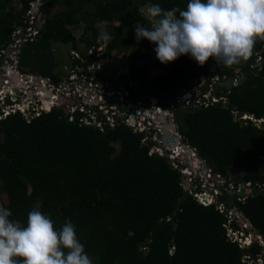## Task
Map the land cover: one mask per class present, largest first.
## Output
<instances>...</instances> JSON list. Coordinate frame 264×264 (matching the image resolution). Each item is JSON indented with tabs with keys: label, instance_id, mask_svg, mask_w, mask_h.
<instances>
[{
	"label": "trees",
	"instance_id": "16d2710c",
	"mask_svg": "<svg viewBox=\"0 0 264 264\" xmlns=\"http://www.w3.org/2000/svg\"><path fill=\"white\" fill-rule=\"evenodd\" d=\"M36 1L0 0V52L13 43L14 32ZM187 3L45 0L41 7L45 24L38 38L21 48V64L47 77L61 68L53 47L70 45L79 54V58L71 57L72 68L84 67L91 58L89 51L104 45L97 24L106 23V31L114 38L103 58H111L114 52L130 56V75L121 80L131 100L140 102L141 95L147 94L157 106L169 107L193 87L194 79L213 75L210 65L215 60L209 58L199 66L188 55L166 64L155 58L162 73L152 78L147 62L156 56V45L144 38L137 42L128 33L137 23L151 28L142 13L145 7L159 4L165 11L186 10ZM81 24L85 28L78 39L72 28ZM263 50L264 41H257L242 68L241 83L231 89L217 87L226 102L193 106L194 110L180 106L175 122L215 172L228 176L232 169L244 170L236 182L260 189L245 201L237 199L235 208L264 238V125L240 119L242 115L264 118ZM258 55H262V67L256 66ZM105 70L98 72L96 82H104ZM223 72L229 79L237 76L233 69ZM131 82L136 88L129 86ZM235 112L240 115L236 117ZM82 116L78 112L70 121L67 110L58 107L31 121L20 113L0 121V134H4L0 196L7 201L4 208L12 213L10 220L26 226L27 214L35 208L48 215L57 230L71 221L92 264H251L264 257L259 238L250 249L236 241L230 230L244 231L239 221L231 222L217 205L200 203L188 192L180 168L151 154L155 142L146 139L145 133L121 118H116L114 127L107 123L101 130L82 124Z\"/></svg>",
	"mask_w": 264,
	"mask_h": 264
},
{
	"label": "clouds",
	"instance_id": "9594fccd",
	"mask_svg": "<svg viewBox=\"0 0 264 264\" xmlns=\"http://www.w3.org/2000/svg\"><path fill=\"white\" fill-rule=\"evenodd\" d=\"M146 19L151 28L135 24V38L154 43L162 64L188 55L199 66L209 58L231 66L248 60L257 41H264V0H188L186 10L168 11L153 4L146 8ZM113 38L107 31L101 35L105 47ZM11 215L0 206V264H92L71 221L57 230L35 208L26 226Z\"/></svg>",
	"mask_w": 264,
	"mask_h": 264
},
{
	"label": "built area",
	"instance_id": "2783aa9c",
	"mask_svg": "<svg viewBox=\"0 0 264 264\" xmlns=\"http://www.w3.org/2000/svg\"><path fill=\"white\" fill-rule=\"evenodd\" d=\"M44 1L45 0H37L36 2L32 3L31 10L27 13L26 19L24 20L23 24L20 25L13 34V43L10 44L6 49H4L0 52V69L3 68L7 73H10L11 71L9 72L8 66L5 65L4 63L11 62L12 65H15L17 67L16 72L21 73L20 68H19L20 67L19 64H20L21 48L25 44H27L28 42L35 41L38 38V36L40 35L41 30L45 24V20L42 17V13H41L40 9H38L39 8L38 3L39 4L42 3V5L40 6V7H42L44 4ZM103 46L104 45H101L98 48H92L89 51V55L91 56V58L87 61V64L84 67H80V68H84V70H85V71H83L84 73H82L79 70L80 68H78L77 70L76 69L72 70L75 73V75H82L83 76V74H85L86 79L89 80L88 81L89 84L91 86H94L95 88H98V85H100V82L95 81L96 79H94V78L96 76L92 77L91 72H93V73H94V71L99 72L103 68L102 64H100V60L103 59V57L105 55V50H106L105 46L104 47ZM103 48H104V50H103ZM9 55H12L11 59L7 58ZM75 57L79 58V54L76 52H75ZM261 62H262V55H258L257 64L261 63ZM35 74L37 76L38 75L41 76L38 73H35ZM23 75H25L27 78L31 79L30 75H28V74H23ZM127 75L128 76L130 75V70H129ZM32 76L35 80L39 79V77H37V76H34V75H32ZM222 77H224V76L222 75ZM10 78H12V77L2 78V74H0V87H1V91H0V121L10 117L11 115H15V114H19V113L22 114V116L26 120L31 121L33 118H36V117H39L40 115H42V113L49 112V110H45L42 105L38 104V106H34L33 109L29 110V113L26 114L27 112L22 110L23 104L22 105H20V104L19 105H13L12 102H14L15 95H17V93L20 94L21 97H22V94L27 95V96L29 95L28 92L23 91L20 88L28 89L30 87L27 86L28 85L27 80H24L22 78L16 82L15 87L14 86L11 87L12 81H10L11 80ZM122 78H126V77L122 75ZM42 80H43V77H41V81ZM24 84H26V87L24 86ZM217 84H219V83H215L214 81H211L207 84V86L205 88L200 87V89H199L200 94L196 95L195 97H193L195 92H189L193 88H191L190 90H185L176 98L174 103L169 107L158 106L153 111L149 110V109H145V108L144 109L140 108L141 110L137 111V114H135L136 113L135 108L129 107L132 110L129 112L128 116L126 115L127 116L126 119H124V117H116L117 116L116 107H118V106H116L114 104L113 105L107 104V106H104L103 110H102L100 105H99V107L94 106L93 108L91 105H82V106L74 105L72 102L73 95H72V93L69 94L68 90H65L66 93H63L61 95V101H58L60 105L57 104L52 109L58 108V107L65 108L67 110V114L70 115V117H69L70 121L75 120L76 113L79 112L81 114H84V116H82L80 118V122L82 124L87 125V126H96L97 128H99L101 130H103L105 128V125L107 123L111 127H114L117 123L116 118L124 119L128 125H130L131 127H135V126H132V124L129 121V118L131 120V117L137 116L139 118H142V120L140 121V119H139L138 122H139V128L142 127L143 131H140L139 129L137 130L134 128L135 131H138L141 133L152 132V137H155L156 135L154 133L157 134V132H159L158 129H160L158 127V125H161L159 116L161 118H164L165 120H167L168 116L166 115V113H169V116L172 120V123L174 124L176 121L175 110L180 106L186 105L187 107H193V106L208 107L209 105H211L213 103H218L220 100H223L224 102H226L227 101L226 98H224V97L222 98L219 96L218 91H217V87H220V86ZM236 84H238V83H237V81L235 82V80H234L233 85H236ZM222 85H224V84L222 83ZM6 87H9L8 88L9 90H5ZM101 90H103V91H101ZM101 90L100 91L103 92L104 94L106 92L108 93V95H107L108 99L116 91V90H114L113 93L111 94L108 92L109 90L106 88H104V89L102 88ZM124 91L128 92L127 96H126V100L130 101L131 95H130L129 91L127 89ZM41 93L42 92H40L38 90L35 95L37 97H40L39 95ZM56 96H57V94H53L52 97H55V98H53V101L57 100ZM114 98H115V103H118L117 96H114ZM23 99H26V98H23ZM101 101L104 102L103 100H101ZM138 103H141V102H138ZM138 103L134 102L133 106H138ZM40 104H41V102H40ZM111 106L112 107L114 106L113 108L115 110L110 109L109 107H111ZM86 108H90V109L86 110ZM52 109H50V111ZM104 110H107L108 114H105L103 112ZM148 111H151V112L148 113ZM142 113H144V114L142 115ZM235 115L239 116L240 114L238 112H235ZM238 116H236V117H238ZM240 119L243 121L250 119L255 124H257L259 127H261L260 124H262L264 122V118L263 119H255L254 117H250L248 115H242V116H240ZM166 126L168 128L169 125H166ZM142 128H140V129H142ZM263 128H264V126H263ZM167 131H169V130H167ZM167 131L166 132L164 131V133H162V135H164L166 137ZM169 132H171L169 135V138L171 139L172 136H174L175 139L177 140V138H176L177 133H175V135H172V131H169ZM145 134H147V133H145ZM150 135H151V133H150ZM144 141H146V139ZM155 141H158V139L154 138V142ZM170 141H167V139H166V142H165V143H170L167 145V148H166L167 154L166 155L161 154L160 156L169 159L174 164V167L180 168L182 174L184 175V180L187 179L188 181L185 180L186 183L191 185V189L188 190V192L190 194L194 195L195 198L200 203L204 204L205 206L217 205L218 209L222 213L226 214L228 211V214L229 213L231 214L232 209H230V207H234V206L233 205L231 206L232 201H231V199H229V196H231L229 194L233 195L235 192H236V194L240 193V192H244V191L246 192V189L252 190V193H253L255 189H258V187H254L251 183L247 184L246 186L243 184H238L236 182L235 178L230 179L229 175L226 176L222 173L215 172L214 169L210 167V165H208L206 167V164H208V163L206 161H204L198 155L196 149L193 148L192 146H190L189 144H187V145L182 144L179 147H175V150L171 151L170 147H172L174 145L171 144L172 142H170ZM160 142H161V143H159L160 145L161 144L164 145V143L162 141H160ZM160 147L163 148L162 145ZM155 149H159L158 145H156V142H155ZM152 150H153V148H152ZM152 150H151V154H154V152H152ZM186 152H188V154H186L187 156L189 154L192 155V160H190V158H189L190 165L192 166V168H189L190 165L187 166L188 164L185 163V161H184L186 159V156H185ZM200 165L202 166V169L200 168ZM198 176H202V177L198 178ZM263 188L264 187H261L262 190H263ZM249 195L250 194H247V196L245 198L237 197L236 200L240 199L241 201H245ZM240 196H243V195H240ZM205 199H208L209 202L206 203ZM235 210H236V212H238L236 208H235ZM228 214H226V215H228ZM231 216L232 215H228V217L230 218V221L231 222L235 221L236 219H233ZM259 238H261V236H259ZM246 244H244V246H246Z\"/></svg>",
	"mask_w": 264,
	"mask_h": 264
},
{
	"label": "rangeland",
	"instance_id": "374dc122",
	"mask_svg": "<svg viewBox=\"0 0 264 264\" xmlns=\"http://www.w3.org/2000/svg\"><path fill=\"white\" fill-rule=\"evenodd\" d=\"M44 3H45V1H44ZM38 5H39L38 9H40V11H41L40 6L42 5V3H40V4L38 3ZM147 7H145L142 10V13L145 17H146V8ZM59 10H61L60 7H57L56 11L58 12ZM41 13H42V11H41ZM42 17L45 20L43 13H42ZM97 25H98L101 33L106 31V29H107L106 23H98ZM84 28H85L84 24H81L79 26H75L72 28L73 33L75 34V36L78 39H80V37L82 36V34L84 32ZM128 34H129L128 37L135 36V32L132 29H129ZM80 48L84 49V46L81 45ZM54 49H55L57 61L60 62V64L58 66H61V68H59L57 66L58 69H55L52 72H50L47 77L39 76V75L37 76L35 74V73H37L36 71H34L30 66H27V67L23 66L21 64V61L19 64L20 65L19 68H20L21 73L16 72L17 67L15 65H12L11 62L4 63L5 65L8 66L9 72L13 71V73H14L12 75L13 79L10 78L11 79L10 81H12L11 87L12 86L15 87L16 82L19 81L21 78L24 80H27V83H28L27 86L30 88H28V89L20 88V89L28 92L29 95L31 94L33 96L29 97V95L27 96V95L22 94V97H21V95L17 93V95H15L14 102H12L13 105H19V104L22 105L23 104L22 110L26 111L27 112V113L25 112L26 114H28L29 110L33 109L34 106H38V104L42 105L45 110H48V108L46 107V104L41 99V97H37L35 95L38 90L40 92H42L41 94H45L48 97H50V99L52 101V108L55 107V105H57V104L60 105L58 101H61V95L63 93H66L65 90H68L69 94L72 93V95H73L72 102L74 105H77V106L91 105L92 108L94 106L99 107V105H100L102 110H103L104 106H107V104H111V105L114 104V105L118 106V107H116V114H117L116 117H124V119L127 118V116L129 115V112L132 110L129 107L135 108V111H136L135 114H137V111L141 110L140 108H142V109L145 108V109H149V110L153 111L155 108L158 107L156 100H154L151 96H149L147 94L141 95V99H143V100H140L141 103L137 102L138 106H133V104H134L133 101H131V100L127 101L126 100V96H127L128 92L124 91L127 88H126L125 84L123 83V81L121 80V77H122V75L125 77H128L127 74L130 70V56H128L127 53L114 52L112 54L111 58H109V59L103 58L100 60V64H102V67L103 68L106 67V70L103 73L104 82L101 81L100 85H98V88H95L94 86H91L89 84V82H88L89 80L86 79L85 74H83V76L82 75H75V73L72 71L74 68H72V63H70V61H71V57L75 56V51L73 50L74 49L73 47H71L70 45L69 46L58 45V46L53 47V50ZM103 50H104V48H103ZM144 56H145V58L148 56V53L146 51H145ZM11 57H12V55H9L7 58L11 59ZM155 58H156V56L154 55L152 57V60L150 62H147L149 67H150V77H152V78H154V77H156L162 73V70L159 69L155 65V62H154ZM26 59L29 60V55L26 56ZM246 64H247L246 60H241L239 63L233 64L231 66H226L222 63H216L214 61L210 65V70H212L213 75L211 77H208V78L203 76L201 78L194 79L193 80V87H192L193 89H191L192 91L190 90L189 92H195L193 95V97H195L196 95L200 94L199 93L200 87L205 88L207 86V84L211 81H214L215 83H219L217 85H219L220 87L224 86V85H222V83L223 84L227 83L230 80H233V81L235 80V82L237 81V83L239 84L243 80L244 74H241V71H242V68ZM226 68L233 69L235 71V74L237 75L236 78H234V79L230 78L229 79L228 76L222 77V75H225L223 71ZM79 70L82 73H84L83 71H85L84 68H80ZM91 73H92V77L96 76L94 78V79H96L98 72L94 71V73L93 72H91ZM23 74L30 75L31 79L27 78ZM32 75L39 77V79L35 80ZM41 77H43L42 81H41ZM26 84H24L25 87H26ZM130 84L132 85V86L129 85L130 87L136 88V83L131 82ZM102 88L108 89L109 90L108 92L111 94L113 93L114 90H116V91L108 99L107 98L108 93L106 92L104 94L103 92H101V91H103V90H101ZM0 91H1V87H0ZM53 94H57V96H56L57 100H55V101H53V98H55V97H52ZM113 95L117 96L118 103H115V98ZM23 98H26V99H23ZM101 100H103L104 102H102ZM40 102H41V104H40ZM161 106L164 107L163 105H161ZM113 107L111 106L109 108L114 109ZM88 109H90V108H86V110H88ZM103 112L105 114H108L107 110H104ZM150 112L151 111H148V113H150ZM143 114L144 113H142V115ZM166 115L168 116L167 120H165L164 118H161L159 116L161 125H158V127L160 129H158L159 132H157V134L154 133L156 135L155 137H152V132H145V133H147L146 139H148V140L152 139L153 141H154V138L158 139V141H155V142H156V145H158L159 149H155V146H154L152 152L158 153L159 155H161V154L166 155L167 154L166 148H167V145L170 143H165V142H166V139H167V141H170L172 139V138L170 139L169 136L165 137L164 135H162V133H164V131L165 132L167 130L172 131L171 129H168L166 126L169 124H173L172 120L169 116V113H166ZM236 116H238V115H236ZM139 119H140V121L142 120V118H139L136 116V117H131V120L129 118V121L132 124V126H135L133 128H135L137 130L139 129L140 131H143L142 127H140L142 129L139 128V122H138ZM174 125H176L178 128V125L176 124V122L174 123ZM263 125H264V122L262 124H260L261 127ZM169 131H167V132H169ZM150 133H151V135H150ZM175 133H177L176 138L178 141L176 140L175 143L174 142L171 143L174 145V146L170 147L171 151L175 150V147H179L180 145H182L183 140H184V137L179 132V129H178V132L172 131V135H175ZM2 140H4V134H0V141H2ZM160 141H162L164 143V145L161 144L163 148L160 147L161 146L159 144V143H161ZM187 144H189V143L187 142ZM186 154H188V152L185 153L186 159L184 161H185V163L188 164L187 166H189L190 160H192V155L189 154L187 156ZM189 158H190V160H189ZM207 166H208V164H206V167ZM189 168H192V166L190 165ZM200 168L202 169L201 165H200ZM241 175L242 176L244 175V170L232 169L230 174H229V177H230V179H234V178L240 177ZM200 177H202V176H198V178H200ZM185 180H187V179H185ZM185 180H184V184L187 187L188 184L186 183ZM249 192H250L249 189H246V195H243V196L238 195V193L233 194V195L229 194V195H231V196H229V199H231V201H232L231 206L233 205L235 207L237 197L245 198L247 196V194H251ZM3 198L4 197L1 198V196H0V206L5 207L4 204H6L7 201L5 198H4L5 200ZM239 201H241V200L239 199ZM234 207H230V209H232L231 214L230 213L228 214V211L226 214L232 215L231 217L233 219H236L237 221H239V223L241 224V227L244 229V231L239 233V232H235L232 229V230H230V235L236 241L243 242L244 244L247 243L246 248L250 249L253 246V244L255 243V241L258 239L259 234L255 228H253L252 226H250L249 224L246 223L247 221H246L244 214L240 213V215H239V213L236 212ZM241 219H243L242 223H241ZM245 230L248 231V233ZM261 243L264 244V238L263 237H261ZM263 256H264V251H263ZM246 261H245V263H246ZM258 262H259V264H264V257L259 259ZM258 262L252 261L251 264H258Z\"/></svg>",
	"mask_w": 264,
	"mask_h": 264
},
{
	"label": "water",
	"instance_id": "95a60500",
	"mask_svg": "<svg viewBox=\"0 0 264 264\" xmlns=\"http://www.w3.org/2000/svg\"><path fill=\"white\" fill-rule=\"evenodd\" d=\"M264 51V50H263ZM262 51V52H263ZM257 66L258 67H262L263 66V63L261 62V63H258L257 64ZM244 79V78H243ZM233 83H234V81L233 80H230V81H228L227 83H224V86L225 87H227L228 89H231L232 87H233ZM187 106L186 105H183L182 106V108H186ZM191 110H194V108H190ZM134 116V115H133ZM168 128L169 129H171L173 132H178V128H177V126L176 125H174V124H169V126H168ZM171 132H167L166 134H170ZM175 141H176V139H175V137L174 136H172V139H171V142H174L175 143ZM187 139H184L183 140V144H185V145H187ZM187 190H190L191 189V185L190 184H188L187 185ZM250 191V193H252V190H249ZM255 192H258L259 191V189H255L254 190ZM234 194H236V192L234 193ZM239 195H246V192L244 191V192H240V193H238ZM205 202L206 203H208L209 201H208V199H205ZM181 212V207L178 209V213H180ZM239 214H240V212H239ZM175 219H176V216L174 217ZM246 221H247V223L251 226L252 224H251V222H250V220L249 219H246ZM175 222H176V220H175ZM243 222V219H241V223Z\"/></svg>",
	"mask_w": 264,
	"mask_h": 264
},
{
	"label": "bare ground",
	"instance_id": "6f19581e",
	"mask_svg": "<svg viewBox=\"0 0 264 264\" xmlns=\"http://www.w3.org/2000/svg\"><path fill=\"white\" fill-rule=\"evenodd\" d=\"M14 73L11 71L10 72V75H11V77H12V75H13ZM9 87H6L5 88V90H9L8 89ZM30 97H32L33 95H29ZM40 97H41V99L44 101V103L46 104V107L48 108V110H50L51 108H52V101H51V99H50V97H48L47 95H45V94H40L39 95ZM43 97V98H42ZM170 134H167L166 136L168 137Z\"/></svg>",
	"mask_w": 264,
	"mask_h": 264
},
{
	"label": "flooded vegetation",
	"instance_id": "af4514ba",
	"mask_svg": "<svg viewBox=\"0 0 264 264\" xmlns=\"http://www.w3.org/2000/svg\"><path fill=\"white\" fill-rule=\"evenodd\" d=\"M0 74H2V78H9V77H11L10 73H7L3 68L0 69Z\"/></svg>",
	"mask_w": 264,
	"mask_h": 264
}]
</instances>
